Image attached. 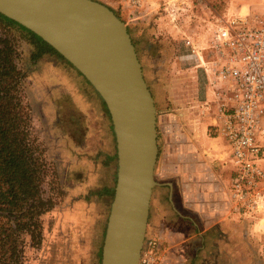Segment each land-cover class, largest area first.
I'll return each instance as SVG.
<instances>
[{
	"label": "rangeland",
	"instance_id": "obj_1",
	"mask_svg": "<svg viewBox=\"0 0 264 264\" xmlns=\"http://www.w3.org/2000/svg\"><path fill=\"white\" fill-rule=\"evenodd\" d=\"M99 1L126 23L138 47L146 80L155 92L161 90L171 70L176 69L171 72L183 80H198L201 72L205 75L198 61L189 56L191 49L185 39L190 38L197 49H203L210 43L216 19L229 17L225 15L229 0ZM254 11L259 13L261 9ZM0 33L17 39L20 46L28 43L21 30L1 22ZM21 91L32 119L30 136L42 148L50 168L44 186L57 201L45 214L42 244L28 248L27 264H101L114 197L105 189L114 182L116 186L118 171V159L111 158L117 153L116 137L102 97L74 66L54 54L40 58L39 67ZM152 219L144 250L147 240L155 238ZM242 244L243 256L254 258L252 248ZM258 256L264 258V248ZM246 261L250 264L251 260Z\"/></svg>",
	"mask_w": 264,
	"mask_h": 264
},
{
	"label": "crops",
	"instance_id": "obj_2",
	"mask_svg": "<svg viewBox=\"0 0 264 264\" xmlns=\"http://www.w3.org/2000/svg\"><path fill=\"white\" fill-rule=\"evenodd\" d=\"M228 5L227 16L264 19V0H229ZM170 72L158 92L148 84L158 109L157 184L149 224L153 217L164 264H248V259L250 264H264L258 256L264 248V213L248 217L235 208L231 150L212 128L218 103L206 106L214 98L212 86L202 72L198 80ZM259 139L264 145V122ZM261 166L264 170V159ZM242 242L252 248L254 258L243 256Z\"/></svg>",
	"mask_w": 264,
	"mask_h": 264
},
{
	"label": "water",
	"instance_id": "obj_3",
	"mask_svg": "<svg viewBox=\"0 0 264 264\" xmlns=\"http://www.w3.org/2000/svg\"><path fill=\"white\" fill-rule=\"evenodd\" d=\"M0 12L52 45L104 100L118 171L101 264H139L157 184L158 109L126 23L99 0H0Z\"/></svg>",
	"mask_w": 264,
	"mask_h": 264
},
{
	"label": "built area",
	"instance_id": "obj_4",
	"mask_svg": "<svg viewBox=\"0 0 264 264\" xmlns=\"http://www.w3.org/2000/svg\"><path fill=\"white\" fill-rule=\"evenodd\" d=\"M185 45L212 86L214 98L211 96L206 106L218 103L212 128L231 146L236 168L231 188L235 208L245 215L263 214L264 145L259 135L264 122V19L219 18L207 47L197 49L190 38L185 39ZM147 241L139 264H164L157 239Z\"/></svg>",
	"mask_w": 264,
	"mask_h": 264
},
{
	"label": "trees",
	"instance_id": "obj_5",
	"mask_svg": "<svg viewBox=\"0 0 264 264\" xmlns=\"http://www.w3.org/2000/svg\"><path fill=\"white\" fill-rule=\"evenodd\" d=\"M0 22L21 30L28 40L20 46L17 39L0 33V264H27L28 248L42 244L45 214L57 201L44 186L50 168L42 148L30 136L32 119L21 89L45 54L57 55L73 65L41 36L1 12ZM111 158L117 160V153ZM105 190L114 196L115 182Z\"/></svg>",
	"mask_w": 264,
	"mask_h": 264
}]
</instances>
